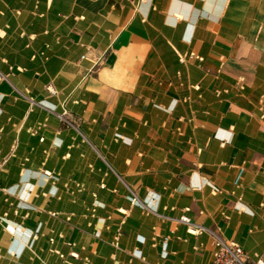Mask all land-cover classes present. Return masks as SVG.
<instances>
[{
    "label": "crops",
    "instance_id": "1",
    "mask_svg": "<svg viewBox=\"0 0 264 264\" xmlns=\"http://www.w3.org/2000/svg\"><path fill=\"white\" fill-rule=\"evenodd\" d=\"M181 215L264 253V0H0V264H213Z\"/></svg>",
    "mask_w": 264,
    "mask_h": 264
},
{
    "label": "built area",
    "instance_id": "2",
    "mask_svg": "<svg viewBox=\"0 0 264 264\" xmlns=\"http://www.w3.org/2000/svg\"><path fill=\"white\" fill-rule=\"evenodd\" d=\"M190 56H193V54L190 53ZM47 90L50 93H54V90L50 85L47 86ZM43 174L47 177L50 176V172L47 170H45ZM79 187H81V185H79ZM132 194L133 200L136 203L144 205L136 197V195H134V193ZM178 222L185 224L187 232L192 235H200L202 233H207L211 237L213 242V264H252L249 262L244 250L238 243L224 239L216 230L207 228L199 223L192 221L187 215H181L178 219ZM50 241L53 242V239L51 238ZM69 245L73 246L74 244L69 243ZM54 252H56L60 257H63V254H61L59 251L54 250ZM71 254L77 257V254L75 253ZM84 261L88 263L87 260L84 259ZM253 264H264V253L261 255L256 254L255 261Z\"/></svg>",
    "mask_w": 264,
    "mask_h": 264
},
{
    "label": "rangeland",
    "instance_id": "3",
    "mask_svg": "<svg viewBox=\"0 0 264 264\" xmlns=\"http://www.w3.org/2000/svg\"><path fill=\"white\" fill-rule=\"evenodd\" d=\"M44 177H46V179H48L47 176L44 175ZM10 178H12V177L10 176ZM10 192L13 193L14 191H13V190H10ZM37 193H39V192L37 191ZM33 194H34V192H33ZM11 198H12V200H13V199H14V200L17 199V198H15L14 196H11ZM15 203H16V202H14V205H15ZM12 208L15 209V210H17V213H18V210H19V209H18V206H17V207H16V206H12ZM31 208H32V209H35L34 206H31Z\"/></svg>",
    "mask_w": 264,
    "mask_h": 264
}]
</instances>
